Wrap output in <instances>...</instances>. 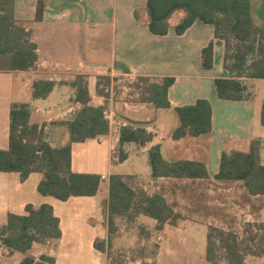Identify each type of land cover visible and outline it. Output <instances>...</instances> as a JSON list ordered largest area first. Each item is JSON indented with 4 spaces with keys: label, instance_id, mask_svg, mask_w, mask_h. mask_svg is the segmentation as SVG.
I'll list each match as a JSON object with an SVG mask.
<instances>
[{
    "label": "crops",
    "instance_id": "obj_1",
    "mask_svg": "<svg viewBox=\"0 0 264 264\" xmlns=\"http://www.w3.org/2000/svg\"><path fill=\"white\" fill-rule=\"evenodd\" d=\"M262 1L252 0L251 14L254 24L264 29ZM146 2L14 0V18L31 31L38 60L28 70H0V149L9 147L10 110L16 103L29 105V123L45 125L46 139L51 146L63 143L66 129L57 123L71 118L82 108L70 84L79 76L87 87L88 105L104 108L109 131L71 144L73 173L105 176L107 180L110 175L118 174L132 188L139 187L149 195L160 193L170 204L168 198L229 191L231 184L227 183L232 181L213 178L219 171L223 151L247 152L251 141L258 140L260 161L264 165V125L261 124L264 78L242 77L244 98L221 99L214 80L228 77L229 72L224 67V42L214 36L213 26L196 20L178 35L174 26L185 14L176 11L168 20L166 35L152 34L147 25ZM38 3L43 7L40 19L36 20ZM209 42L213 43V65L206 69L201 63V50ZM100 76L109 79V86L104 90L107 97L98 92ZM138 77L174 78L167 92L170 108H157L141 101L140 91L131 82ZM39 80L54 82L53 89L44 98L33 97V84ZM198 99H206L211 105L210 132L173 140L171 133L178 125L174 108L194 104ZM130 122L145 126L152 138L143 147L125 143L127 158L120 162L117 157L119 130ZM156 145L167 161L206 164L210 178L152 177L148 151ZM42 179L39 172H32L21 181L17 172L0 171V226L6 223L10 213L26 214L28 204L35 208L49 204L59 219L61 237L44 245L34 243L30 254L35 259L41 254L52 256L55 264H108L107 254L94 247L96 240L106 242L108 237L103 216L108 181L101 184L94 196H71L61 201L38 192ZM122 223L128 224L122 221L118 226ZM132 224H145L147 230H152L156 221L139 215ZM172 227L182 226L179 223ZM1 249L4 255L0 264H19L24 257L21 252H11L3 246Z\"/></svg>",
    "mask_w": 264,
    "mask_h": 264
},
{
    "label": "trees",
    "instance_id": "obj_2",
    "mask_svg": "<svg viewBox=\"0 0 264 264\" xmlns=\"http://www.w3.org/2000/svg\"><path fill=\"white\" fill-rule=\"evenodd\" d=\"M252 0H147L148 28L152 34L166 35L169 18L176 11L185 15L174 26L176 34H183L196 20L210 24L214 36L224 40V67L229 72L226 78L214 80L218 96L224 100H242L245 86L242 77L264 78V29L256 26L251 14ZM42 5L38 3L36 20L40 19ZM223 31L226 33L224 34ZM232 36L239 44L230 54ZM234 60L228 64L229 60ZM38 60L36 44L31 31L17 23L14 18V0H0V70L24 71L35 67ZM201 63L206 69L213 65V43L201 50ZM135 87L140 91V100L152 103L157 108H170L168 88L174 83L172 77H138ZM75 88V100L82 108L71 118L57 124L66 129V138L58 146L47 141L45 125L29 123L30 110L26 103L12 104L10 110L9 147L0 149V171L17 172L24 181L32 172L42 173L38 192L65 201L71 196H94L101 181L99 175L73 173L70 169V151L73 142L94 139L109 131V122L104 117L103 107L88 105L89 95L82 77L70 82ZM98 92L105 97L109 79L98 78ZM54 87V82L39 80L33 84V97L44 98ZM178 125L171 133L173 140L186 136L197 137L210 132L211 105L206 99L194 104L175 107ZM261 124L264 125V104ZM152 135L145 126L130 122L121 126L117 148L118 161L127 154L123 145L133 142L138 147L147 145ZM260 142L251 141L247 152L223 151L216 180L241 182L249 196L264 195V165L259 156ZM151 176L190 179H209L206 164L189 160L167 161L162 157L159 145L148 151ZM26 214H8L6 223L0 226V243L8 251L24 254L19 264H55L52 256L41 254L35 259L30 253L34 243L46 244L61 237L59 219L51 205L37 208L26 205ZM139 215L156 221L155 230L164 225L177 226L181 215L167 203L160 193L147 194L139 187L132 188L118 174L108 179V201L103 208L108 231L107 241L96 240L95 249L109 254L112 236L119 229L118 221L132 224ZM246 236L233 230L209 227L206 234V260L210 264H245L248 256L264 258V222L248 225ZM147 233H151L147 231ZM150 234L147 236L149 237ZM141 264H146L142 262Z\"/></svg>",
    "mask_w": 264,
    "mask_h": 264
},
{
    "label": "rangeland",
    "instance_id": "obj_3",
    "mask_svg": "<svg viewBox=\"0 0 264 264\" xmlns=\"http://www.w3.org/2000/svg\"><path fill=\"white\" fill-rule=\"evenodd\" d=\"M229 38L232 47L230 54H234L239 43L232 36ZM233 62L230 59L228 64ZM131 82L134 85L138 83L137 80ZM227 184H231V189L219 194L213 190L206 195H190L173 200L168 198L171 206L181 215L179 223L182 227L178 229L172 225H165L161 230H147L145 224L119 225L108 250V264H210L205 257L209 227L225 232L233 230L245 237L250 229L248 225L264 222V195L249 196L241 182ZM2 255L4 252L1 249L0 262ZM245 264H264V258L248 256Z\"/></svg>",
    "mask_w": 264,
    "mask_h": 264
},
{
    "label": "built area",
    "instance_id": "obj_4",
    "mask_svg": "<svg viewBox=\"0 0 264 264\" xmlns=\"http://www.w3.org/2000/svg\"><path fill=\"white\" fill-rule=\"evenodd\" d=\"M123 125H125V124H123ZM100 181H101V183H104V182H107L108 180H107V177L100 176Z\"/></svg>",
    "mask_w": 264,
    "mask_h": 264
}]
</instances>
